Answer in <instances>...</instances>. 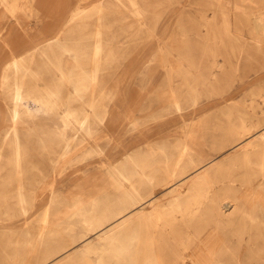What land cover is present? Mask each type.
<instances>
[{"label": "rangeland", "instance_id": "rangeland-1", "mask_svg": "<svg viewBox=\"0 0 264 264\" xmlns=\"http://www.w3.org/2000/svg\"><path fill=\"white\" fill-rule=\"evenodd\" d=\"M9 1L17 7L14 14L0 19V44L6 37L11 54H7L5 48L1 50L0 70L13 56H22L46 41L56 24L65 23L81 8L90 10L99 0ZM146 1L153 7L145 12L144 25L118 3L104 10V50L102 67L96 78L95 100L97 112L106 114L109 119L106 125L92 129L93 139L82 138L80 134V140L74 141L64 159H60L61 145L57 144L60 136L54 126L59 122L63 105L75 111L89 101L88 95L76 100L72 84L79 72L80 77L91 74L88 54L92 49L97 16L87 12L62 28L60 38L63 42V37L71 38L70 30L83 33L80 45L87 53L83 58L88 62L78 69L64 54L60 59L68 78L59 81L57 72H47L48 78L44 77L52 92L60 91L61 107L49 117L37 116L18 128L21 140L18 160L20 158V171L28 190L26 215L16 206L14 198L17 193L15 145L8 140L0 151V264H38L36 257L41 250H36V239L40 214L52 195L62 200L61 204L57 202L60 215H64L58 216L57 227L61 232L57 236L66 239L68 234L79 233L81 229L77 224L80 216L75 213L76 208L90 212L93 203L117 204L119 194L112 182L117 169L131 175V181L147 197L143 204L127 209L128 212L143 209L158 224L165 218L164 213L159 218V210L170 208L172 189L183 190L184 206L188 205L189 196L203 198L207 195L204 203L201 201L207 206L227 194L221 192L223 182L217 187L211 182L209 185L200 182L192 187L190 181L202 174L199 169L210 170L219 162L220 171L209 172V179L224 180L231 168L225 163L240 149L223 141L226 127L229 124L238 126L242 113L247 123L251 118L264 119V100L260 97L264 94V34H259L258 38L251 20L253 14H264V0ZM0 12H9L1 0ZM78 43L75 37L66 41L74 48ZM47 46H42L33 58L34 71L40 72L38 67L48 61L52 50H57ZM9 75L12 81L14 74L10 71ZM210 77H215L214 83L207 84ZM7 92L8 89H0V145L9 124L6 121L10 107ZM176 100L180 103V111L175 107ZM192 143L198 144L203 155L189 153L194 156L195 165L187 174H181V168L175 169L176 159L184 144ZM172 171L175 177L171 187L162 180ZM136 172L152 178L153 184H142L144 178ZM233 173L238 177L234 194L239 203H261L245 191L259 187L257 178L253 175L242 178L243 169H235ZM242 180L246 182L241 184ZM249 180L252 183L247 182ZM82 184H86L87 190L79 194L78 200L62 199ZM188 189L192 191L187 192ZM175 216L180 220L178 214L169 218ZM116 219L111 218L90 233L87 241L100 239L104 231L118 223Z\"/></svg>", "mask_w": 264, "mask_h": 264}, {"label": "bare ground", "instance_id": "bare-ground-1", "mask_svg": "<svg viewBox=\"0 0 264 264\" xmlns=\"http://www.w3.org/2000/svg\"><path fill=\"white\" fill-rule=\"evenodd\" d=\"M1 2L9 9V12H0V19L15 13L16 3L9 0H1ZM116 3L130 12L141 25L145 24V12L153 7L146 0H99L90 10L81 8L78 13L73 12L65 23L56 24L55 29L47 35L46 41L33 46L22 56H13L0 70V89H8L6 95L9 97L10 103L7 118L5 117L9 124L4 130L0 151L8 140L9 143L12 142L15 145L17 193L14 198L16 206L24 215L28 212L26 207L28 190L22 179L20 158L18 160L21 146L18 128L21 123L34 120L37 116L49 117L61 107V102L58 101L60 91L57 89L52 92L46 86L45 80L48 78L47 72L49 74L57 72L59 81L68 78L64 73L60 59L64 54L75 62L78 69L88 62L87 59H84L85 57L83 58V56H87V53L85 54V49L80 45L83 33L69 31L70 39L75 37L79 42L75 48L66 44V41L70 40L69 38L63 37L64 42L60 38L64 26L77 21L87 12L97 16L96 27L92 35V49L88 54L92 65L91 74L88 77L85 75L80 77V72L78 73V78H75L74 84H72V94L75 99L79 100L88 95L89 101L83 102V105L81 104L80 108L75 111H70L63 108L64 105L62 106L63 111L59 115V122L56 121L58 124L54 126V130L61 138L57 141L58 146L61 145L60 159L67 157L70 146L74 144L75 140H80V134H83L82 138L93 139L92 129L100 124L106 125L109 118L105 116L106 114L98 113L96 109V78L102 67L101 55L104 50L102 14L106 8ZM251 20L255 24V31L259 38V34H264V14H253ZM44 45H48L50 49L57 48V50H52L48 61L46 60V63L38 67L40 72L34 71L33 65H31L32 60ZM3 48L7 49V54L11 52L6 37L1 41L0 52ZM10 71L14 74L12 81L9 78ZM39 73L43 76H40ZM211 75L213 74L211 73ZM213 78L215 77L207 78V84L214 83L212 82ZM263 96L264 94H260L264 100ZM175 107L178 111L181 110L177 100ZM227 116L230 119V115ZM245 117L246 115L242 113L239 116V125L229 124L225 133L222 134L223 141L235 144V148H240L225 163L231 168L225 174L224 180L215 179L212 181L209 179V172L220 171L222 165L219 162L210 170L199 169V173L202 172V174L190 181L192 187L200 182L205 185H209L208 183L211 182L217 187L219 183L223 182L224 187L221 192L227 194L220 196L217 200H212L211 204L207 206L201 203V201L204 203L207 195L203 198L197 195L189 196V203L184 206L182 204L183 190L172 189L170 191V208L163 212L159 210V218L162 213L165 214V218L158 224L150 219L143 209L128 212L131 207L143 204L147 197L131 181V175L117 169L112 182L119 194V202L112 206L104 204V202L103 205L93 203L90 212L83 208L80 210L78 208V211L76 208L75 213L80 216L77 224L79 223L81 229L79 228V233L68 234V239L57 236L61 232L57 227L58 216L61 212L57 202L61 204L62 200L58 196L50 197L39 219L40 228L36 239V250L40 249L41 253L38 258L36 257L39 261L38 264H264V119L251 118L247 123ZM189 138L191 137L189 136ZM197 146V143H192L189 146L184 144L181 148L175 162V169L181 168V174H187L189 169L195 165L194 156L188 155L189 153L193 151L199 157L203 155V150ZM186 157L187 161L183 162ZM1 158L2 154L0 153ZM235 169H243L242 178L251 175L257 178L256 185L259 187L256 189L247 188L245 191H249L250 193L247 194L255 200H261V203L254 202L251 205L239 203L237 195L234 194L237 190L236 182H238V177L233 173ZM136 174L140 177L143 176L141 172H136ZM174 177L175 173L172 171L162 181L172 187ZM143 178L142 184H153L152 178L148 176H143ZM244 182L246 181L242 180L241 184ZM247 182L252 183L251 180ZM55 183V181L52 182V188ZM3 189L8 190L7 188ZM86 190V184L79 185L76 191L62 199L75 202L79 199V194ZM190 190L192 191V189H188L187 192ZM74 207L77 206L74 205ZM203 211L207 213L205 214ZM175 214L180 215V220L176 216L169 218ZM116 217H119L118 220ZM111 218H115L118 223L104 231L99 236L100 239L94 241L97 239L94 237V240L87 241L90 233L105 225ZM125 224L127 225L122 229L112 232L115 228ZM78 244L80 245L78 246Z\"/></svg>", "mask_w": 264, "mask_h": 264}]
</instances>
